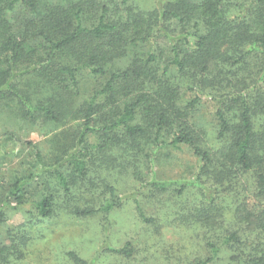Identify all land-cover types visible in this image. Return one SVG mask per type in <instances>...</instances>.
I'll list each match as a JSON object with an SVG mask.
<instances>
[{
  "label": "trees",
  "instance_id": "trees-1",
  "mask_svg": "<svg viewBox=\"0 0 264 264\" xmlns=\"http://www.w3.org/2000/svg\"><path fill=\"white\" fill-rule=\"evenodd\" d=\"M132 1L65 0L61 6L46 5L45 15L24 22L20 36L12 31L8 13L18 4L37 12L46 0H0V94L15 93L17 86L11 79L18 64L34 60L29 55L38 49L26 50L24 42L29 38H40L44 52V61L31 64L49 69L54 81L66 77L77 84L79 68L54 61L59 52L77 49L82 67L104 83L81 111L85 123L79 140L50 171L64 192L69 193L77 179L90 177L96 151L136 150L137 157L145 155L152 163L161 148L188 147L199 163L191 185L202 199L190 220L213 232L220 242L208 241V257L195 264L213 263L223 248L230 250L236 264H264V123H260L264 120V0H166L153 10L141 9ZM95 9V23H86V12ZM161 39H167L169 46L160 47ZM147 44L150 49L142 52L139 47ZM108 54L119 62L132 58L130 67L110 72ZM135 86L139 91H133ZM182 88L194 95L184 108L178 104ZM100 96L105 97L101 104ZM203 97L217 104L220 144L216 148L206 146L188 123ZM21 99L28 117L42 114L58 122L51 107ZM89 135L100 139L97 150L84 147ZM37 155L41 159L38 151ZM147 161H143L145 167L150 168ZM248 173L255 181L253 205L245 201L240 188L241 177ZM137 175L144 180L139 171ZM35 178L30 175L13 184L10 195L17 206L24 205L29 194L24 186ZM147 183L159 190L170 186ZM221 188L239 198L228 220L215 203ZM107 190L111 198L103 206L79 208L75 213L83 217L99 211L109 214L116 206L115 188ZM35 206L41 219L54 217L58 208L53 194L44 195ZM2 215L0 211V223ZM10 235V246L0 244V264L19 260L29 240L25 232ZM127 247L110 251L129 255ZM71 256L77 264H86Z\"/></svg>",
  "mask_w": 264,
  "mask_h": 264
},
{
  "label": "rangeland",
  "instance_id": "rangeland-1",
  "mask_svg": "<svg viewBox=\"0 0 264 264\" xmlns=\"http://www.w3.org/2000/svg\"><path fill=\"white\" fill-rule=\"evenodd\" d=\"M133 3L141 9L153 10L162 7L166 0H133ZM64 4L65 0H46L39 5L37 12L18 4L8 13L12 26L9 25L15 34L21 36L24 22L45 15L46 5ZM97 18L98 10L95 9L90 13L87 11L84 20L92 24ZM24 43H27L28 52L38 49L29 55L34 60L20 62L14 71L11 82L17 86L16 92L0 94V211L3 213L0 244L10 246L12 233L16 236L25 232L29 237L23 256L8 264H77L71 256L74 254L86 264H195L206 259L208 241L220 242L213 232L205 231L201 224H193L194 220H190V216L200 209L202 199L196 187L191 185L199 163L188 147L182 146L178 150L161 148L152 163L145 159V155L137 157L136 150L110 147L103 152L96 151L90 177L77 179L79 181L71 185L70 192H64L50 171L57 167V161L63 155L71 153V148L79 140L85 123L81 111L102 88L104 80L83 68L84 61L78 55L79 51L72 49L59 52L54 61L78 67L77 84L69 83L66 77L55 78L54 81V73L49 69L41 64H31L44 61V52L40 49L42 40L29 38ZM159 45L166 48L169 42L161 39ZM139 48L146 52L150 46ZM108 58L110 72L128 69L132 59L129 62L125 58L119 62L111 54ZM28 68L30 73L25 71ZM133 91H139V86H135ZM179 93L178 104L184 108L194 95L184 88ZM21 97L29 98L32 105L44 103L51 107L58 114V122L42 114L28 117ZM104 98L100 96L98 103L104 102ZM216 106L212 99L203 97L188 117L192 130L203 137L206 146L212 148L220 144ZM261 120L260 123H264ZM100 144L96 135H89L84 147L97 150ZM37 151L41 159L37 157ZM144 160L150 168L145 167ZM137 171L143 176V181L136 177ZM30 175L37 178L24 186L29 194L24 205L17 206L10 195L12 186L17 179ZM149 181L170 186L159 190V187L148 184ZM186 185L191 186L184 190ZM110 186L115 188L116 206L109 214L99 211L93 216L83 217L75 213L79 208L98 209L103 206L105 200L111 198L107 190ZM254 186L251 173L241 177L242 197L251 205L256 201ZM218 190L215 203L224 209L228 220L233 210L231 207L239 198L232 191ZM50 194L56 198V214L41 219L35 205L44 195ZM126 245L131 252L129 255L110 251V248L122 249ZM211 264L236 263L230 250L223 248Z\"/></svg>",
  "mask_w": 264,
  "mask_h": 264
}]
</instances>
